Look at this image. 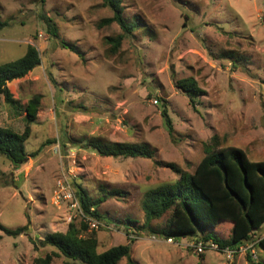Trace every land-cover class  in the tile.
<instances>
[{
  "label": "rangeland",
  "instance_id": "374dc122",
  "mask_svg": "<svg viewBox=\"0 0 264 264\" xmlns=\"http://www.w3.org/2000/svg\"><path fill=\"white\" fill-rule=\"evenodd\" d=\"M122 6L137 28L113 55L106 39L122 31L117 24L98 28L113 16L103 0H0L8 24L0 32V65L23 58L29 45L41 56L39 67L9 84L22 106L35 97L41 103L25 144L37 156L17 169L0 155V226L27 227L16 238L0 230V264H36L58 253L40 241L81 222L96 234L100 253L131 245L135 264H227L213 251L197 255L164 238L154 241L142 230V202L150 190L179 180L166 165L193 173L214 137L217 150L238 148L250 161H264V0H123ZM43 17L55 24L57 39ZM183 79L205 92L194 104L176 86ZM19 114L0 97L1 127L22 134L27 123ZM99 140L146 146L154 157L104 158L91 148ZM75 185L94 199L107 197L98 228L70 202ZM113 191L120 194L107 195ZM169 217L151 226L166 229ZM210 232L229 239V223ZM51 264L66 259L53 257Z\"/></svg>",
  "mask_w": 264,
  "mask_h": 264
},
{
  "label": "trees",
  "instance_id": "16d2710c",
  "mask_svg": "<svg viewBox=\"0 0 264 264\" xmlns=\"http://www.w3.org/2000/svg\"><path fill=\"white\" fill-rule=\"evenodd\" d=\"M123 0H103V6L110 9L113 16L104 19L98 25L99 29L117 24L122 33L117 37H109L106 43L111 54L120 50L123 41L133 35L137 25L129 23L124 17ZM50 37L57 39L58 31L51 19L43 17ZM264 23V20H263ZM8 24L0 17V32ZM63 49L80 54L77 48L65 41L60 42ZM41 65L38 49L29 45L25 56L19 60L0 65V97L16 114H25L27 127L22 134L0 126V155L4 156L13 167L24 166L37 153L28 154L25 144L30 136V125L35 123L40 108V97H35L22 106L13 98L9 84L24 79L34 69ZM178 89L184 92L195 103V98L205 94L193 79H183L176 83ZM162 116L170 136L174 134L173 123L166 111ZM56 141H47L51 145ZM44 145L42 147H44ZM219 138H213V145L206 148V156L200 161L193 173L182 171L174 164L166 167L179 176V180L170 185H162L150 190L144 196L142 209L145 224L142 230H147L157 238H173L181 240L200 234V239L207 242L213 240L221 248L236 249L246 244L256 243L264 250V238L257 239L256 234L264 227V161L252 162L238 148L217 150ZM91 148L104 158L123 159H153L154 154L149 147L126 143H110L93 141ZM162 163H157L161 165ZM76 197L86 218L97 221L103 219L100 207L106 202L105 195L94 199L81 185H75ZM119 192H109L113 196ZM167 228L155 230L151 224L164 218ZM221 223L232 224L229 239H222L210 232ZM0 230L11 237H19L27 232V227L10 230L0 226ZM42 247L50 246L58 253L39 258L36 264H51L53 257L62 256L66 264H120L127 260L135 264L131 258V245H120L105 252L98 251V240L94 232H88V225L71 223L65 233H52L40 241ZM246 259L253 264L250 254Z\"/></svg>",
  "mask_w": 264,
  "mask_h": 264
},
{
  "label": "built area",
  "instance_id": "2783aa9c",
  "mask_svg": "<svg viewBox=\"0 0 264 264\" xmlns=\"http://www.w3.org/2000/svg\"><path fill=\"white\" fill-rule=\"evenodd\" d=\"M68 198L70 199V202L72 203L73 207L80 209V211L82 212L77 197L74 194L69 193ZM82 214H83V212H82ZM83 216H84V214H83ZM88 224H90L93 228H98L100 225V222L97 220L89 218ZM130 239H131V241L134 240L135 236L131 235ZM153 239H154V241H158L157 237H153ZM166 242L168 244H171V245H184L187 248H190L193 251H195V253L197 255H203V254H205L206 251L216 252L225 258L227 264H235L239 257H241L243 255H247V254H250L253 260H257V251H256L257 245H256V243L246 244V245H243L239 248L231 249V248H221L213 240H209V241L205 242V241L201 240L200 238H195V239L193 238L192 240H190L186 243H183L184 241L179 242L173 238H168V239H166Z\"/></svg>",
  "mask_w": 264,
  "mask_h": 264
},
{
  "label": "crops",
  "instance_id": "0c3cea01",
  "mask_svg": "<svg viewBox=\"0 0 264 264\" xmlns=\"http://www.w3.org/2000/svg\"><path fill=\"white\" fill-rule=\"evenodd\" d=\"M222 224H223V223L219 224V225L217 226V228H219L220 226H222ZM217 228H215V229H217ZM229 228H230V236H231L232 224H230V223H229ZM261 233H263V234H261ZM215 234H216V233H215ZM257 234L259 235V237H257V239L259 238V240H260V239L264 238V227H263L259 232H257ZM257 234H256V235H257ZM199 236H200V234L196 235L195 237L187 238V239L192 240L193 238H194V239H195V238H200ZM258 249H259V250H258ZM256 251H257V260H255V261L253 262V264H264V259L262 258V260H261V257H260L261 254H264V250H262L261 248H258V247L256 246ZM240 262H243V264H250V263L248 262V260H247L244 256L239 257V258L237 259V261H236L235 264H239Z\"/></svg>",
  "mask_w": 264,
  "mask_h": 264
}]
</instances>
